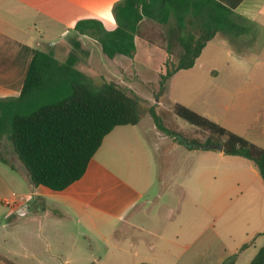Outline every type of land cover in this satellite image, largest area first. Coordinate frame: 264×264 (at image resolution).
Listing matches in <instances>:
<instances>
[{"label": "crops", "instance_id": "obj_1", "mask_svg": "<svg viewBox=\"0 0 264 264\" xmlns=\"http://www.w3.org/2000/svg\"><path fill=\"white\" fill-rule=\"evenodd\" d=\"M121 1L0 0V99L19 97L30 61L36 50L51 51L55 57V50L60 46H66L72 40L80 44L86 40L96 42L88 36L77 35L74 27L78 21L99 20L106 29L113 30L116 27L113 8ZM217 1L254 24L256 37L249 52L240 55L234 51L235 54H232L233 51H230L232 47L228 44V40L217 34L207 42L192 68L176 72L168 82L169 84L173 82L174 85L172 80L178 74H191V77H195L193 79L195 82L205 70L211 78L208 77L206 84L192 85L189 104L180 103L179 100L177 102L227 130L239 134L251 143L263 147L264 0ZM144 35L135 38L136 53L133 58L117 55L113 59L126 58L128 67H135L137 58L141 59V65H149L147 59L162 54L158 68L160 73H165L164 62L168 57L165 49H162L164 53L152 49L139 53L138 40L153 43V40L147 38V33ZM217 38L221 41L214 43ZM205 51L209 52L207 57L212 59V66L209 69H206L202 63ZM212 53H214L213 57ZM221 53L225 54L226 60L213 65L214 59ZM170 89L174 90L172 85ZM231 98L237 99V103L229 120L227 113ZM250 102L254 105L253 107L248 104ZM230 121L237 122L239 126L246 125V131L239 133L233 130L239 128ZM139 124L140 122L136 125L113 128L103 138L101 146L89 162L82 177L61 191H53L43 186H32L21 163L17 161L15 164H6L1 161L0 211H2L0 217L13 208L21 217L32 214L33 205L39 200L42 210L50 219H54L55 223L69 222L73 218H78L81 223L95 225L94 219L105 220L112 224L114 233L119 225L117 223L126 220L130 212L137 208V204L144 200L146 193L154 186L155 181L152 174L157 168L158 160L161 158L160 154L171 159L188 157L195 160L187 188L189 196L194 202V207L201 206L211 219L213 217V224L212 220L210 222L206 220L198 232L193 233L192 237L185 240L181 246L178 245L179 249L175 253L176 248L173 247L176 245L173 238L178 239V237L167 234V222L176 219V207L160 203L157 213L151 218L155 223L156 215L162 216L164 213L162 227L159 226L157 220V225L149 227L150 229L140 221L130 222L140 232L147 228L151 235L148 240L144 237L131 239V242L140 250L134 252L136 264H223L232 257H235L234 264H241L243 259H246L244 264H250L264 245L262 215L260 219L257 217L259 221L251 223L245 221L246 229L243 237L238 241L232 239L229 234L230 244L221 242L222 234L219 229L231 223L232 218H235L237 214L234 213L231 217L223 219L226 214H230L228 210L234 204L232 203L234 193H239V196L245 195L253 185H256L260 193L264 194V182L254 163L252 162L253 166L249 165L246 162L251 161L247 159L227 156L222 151L216 150L218 158L231 157L242 160L235 162L238 171L236 173L232 172V166L221 168L220 171L215 169L213 173L212 157L215 155H212V150L186 149L174 142L172 138L169 139L168 136L159 132L155 126L140 130ZM2 139H0L1 144ZM8 168L14 172L24 169L27 188L33 194L31 202L24 201L20 194L18 198L15 196L17 201L14 205L7 206L3 203L4 199L12 197L14 193L15 179L11 175L8 177ZM216 174L221 175L219 180ZM175 185L182 188L177 183ZM35 197H38V200ZM237 200L238 198L235 201ZM181 205L182 202H179L178 212H181ZM244 205L246 204L240 203L238 207ZM12 217V214L9 217L6 216L7 222ZM216 224L219 225L217 228ZM84 236L89 235L84 234ZM115 239L118 244L115 247L121 250L118 242L121 237ZM140 244L143 246L141 249Z\"/></svg>", "mask_w": 264, "mask_h": 264}, {"label": "trees", "instance_id": "obj_2", "mask_svg": "<svg viewBox=\"0 0 264 264\" xmlns=\"http://www.w3.org/2000/svg\"><path fill=\"white\" fill-rule=\"evenodd\" d=\"M113 16V30L95 19L78 21L74 30L77 35L95 40L101 52L113 59L117 55L134 57L135 38L145 36L141 31L144 20L166 27L162 42L168 57L161 75L162 89L176 72L192 68L207 42L217 34L240 55L249 52L256 37L254 24L217 0H122L114 6ZM70 43L73 49L80 47L76 40ZM76 63L72 52L60 63L51 51L36 50L19 97L0 99V139L10 141L32 186L65 189L82 177L113 128L136 125L146 114L138 97L113 83L97 89L82 83L83 75L75 69ZM54 74L58 83L48 90L46 84ZM147 113L159 132L186 149L220 145L225 155L253 162L264 182V145L259 147L179 103L173 104L172 116L204 132V143L166 127L163 116L154 108ZM0 160L8 164L2 157ZM234 261L232 257L223 264ZM263 263L264 245L250 264Z\"/></svg>", "mask_w": 264, "mask_h": 264}, {"label": "rangeland", "instance_id": "obj_3", "mask_svg": "<svg viewBox=\"0 0 264 264\" xmlns=\"http://www.w3.org/2000/svg\"><path fill=\"white\" fill-rule=\"evenodd\" d=\"M141 31L144 34L147 33V38L153 40V43L138 40L139 53H142L146 49L163 52L162 39L166 32V27L145 20ZM86 41H82L83 43L80 44L81 48L79 49H73L71 43L58 47L59 49L55 50L54 58L62 63L65 62L69 53L72 52L77 57L75 69L83 75L81 79L82 83L88 84L95 89L102 87L103 84L113 83L128 94L138 97L142 108L146 111V114L142 115L138 126L140 130L155 126L147 113L148 109L154 108L163 116V123L166 127L180 132L189 140H197L201 143L205 142L207 137L204 132L189 125L182 119L172 116L171 110L173 105L171 104L178 102L189 104L192 85L207 83V79L208 77L211 78V75L203 70L204 75L201 74L198 80L194 82L193 79L195 77H191V74H178L172 80L174 81V85L173 82L169 84L167 81L163 84L162 89L160 81L163 73H160L158 68L160 55L162 54H157L147 59L149 65H141V59L137 58L135 67H128L126 58L108 59L101 52L98 43L90 40ZM218 41H221L220 38H217L214 43H218ZM228 44L230 45V43ZM230 51L234 52L235 49L232 48ZM205 52L202 63H204L206 69H209L212 66V59L207 57L209 52ZM233 52L232 54H235L236 51ZM213 56L214 53H212ZM170 59L172 62H176L175 57H171ZM163 60L162 62H164ZM214 60L213 65L224 62L226 60L225 54H218V57ZM57 83L58 76L54 74L50 78V84L47 83L46 87L48 90L54 89ZM171 85L174 90H169ZM236 103L237 99H230V107L227 113L229 120ZM248 104L252 107L254 106L251 102ZM231 123L239 128L233 130H237L239 133L243 132V130L246 131V125L239 126L237 122ZM148 140H150V137H148ZM1 142L3 143H0V157L7 160L8 163L15 164L17 161L20 163L10 141L4 138ZM216 153V150H212V155H215L212 157L213 173L215 169L220 171L221 168H229L231 166L233 173L238 172L235 162L242 159L231 157L218 158ZM160 157L157 168L152 174L155 181L154 186L146 193L144 200L137 204V208L130 212L129 217L123 222L117 223L119 225H117L114 233L112 224L105 220L94 219L95 225H91L90 223H81L78 218L72 217L73 219L69 222L55 223L54 219H50L47 213L42 210V204H40L38 197H35L38 201L33 205L34 211L32 214L21 217L18 216L14 208L6 212V215L3 214L0 217V264H136L134 252H139L140 250L131 242V239L134 237L138 239L142 237L146 240L150 239L151 235L148 233V229L153 225H157L156 220L159 222L160 227L164 225V213L162 216L156 215L157 219L155 223L151 218L152 215L157 213L160 203H167L176 207V219L167 222V234L178 237V239L173 238L176 245L173 248H176L174 251L176 253V250L179 249L178 245L181 246L185 240L187 241L192 237L193 233L198 232L206 220L209 222L212 220L213 224L214 219L213 217L211 219L201 206L194 207V202L187 190L190 184V172L195 160L188 157L171 159L164 157L162 154H160ZM246 163L253 166L252 162ZM0 166L2 167L1 163ZM10 175L15 179L14 193L12 194L17 198L22 194L24 201L31 202L33 194L27 188L24 169L14 172L8 168V177ZM220 176V174H216L217 180H219ZM176 183L181 185L182 188L176 186ZM237 198L238 200L235 201ZM147 200H150V202H147ZM179 202H182L181 212H178L177 209ZM232 203L234 204L228 210L230 214H226L223 219L231 217L234 213L237 214H235V218H232L233 221L231 223L219 229L222 234L221 242L223 244H230L229 234H231L232 239L237 241L243 237L244 230L246 229L245 221L250 223L252 221H259L258 218L260 219L261 215L264 218V194L260 193L256 185H253L245 195L239 196V193H234ZM240 203L246 205L238 207ZM3 211L5 212V210ZM11 214L13 217L7 222L6 216L9 217ZM131 221H140L148 229L145 228L140 232L130 224ZM219 225L216 224V228ZM84 234L89 236L86 237ZM120 237L121 240L118 242L121 250H118L115 247L118 245L115 238ZM169 251L173 252L172 250ZM245 261L246 259H243L241 264H244Z\"/></svg>", "mask_w": 264, "mask_h": 264}, {"label": "built area", "instance_id": "obj_4", "mask_svg": "<svg viewBox=\"0 0 264 264\" xmlns=\"http://www.w3.org/2000/svg\"><path fill=\"white\" fill-rule=\"evenodd\" d=\"M17 201L15 195H12V197L6 198L3 200V203L7 206H12Z\"/></svg>", "mask_w": 264, "mask_h": 264}, {"label": "water", "instance_id": "obj_5", "mask_svg": "<svg viewBox=\"0 0 264 264\" xmlns=\"http://www.w3.org/2000/svg\"><path fill=\"white\" fill-rule=\"evenodd\" d=\"M203 149L205 150H217V151H222V146L220 145H205L203 146ZM264 264V263H263Z\"/></svg>", "mask_w": 264, "mask_h": 264}]
</instances>
